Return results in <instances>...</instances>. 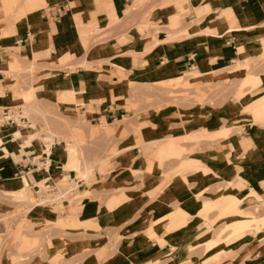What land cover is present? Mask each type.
I'll return each mask as SVG.
<instances>
[{
  "label": "crops",
  "instance_id": "crops-1",
  "mask_svg": "<svg viewBox=\"0 0 264 264\" xmlns=\"http://www.w3.org/2000/svg\"><path fill=\"white\" fill-rule=\"evenodd\" d=\"M248 74L261 83L242 87ZM197 77L227 87L226 99L159 109L143 90L133 97L132 84ZM263 96L264 0H0V108L31 105L0 124V196L30 199L47 178L59 185L77 175L84 159L67 149L64 127L128 133L114 150L127 145L123 164L116 155L112 170L83 177L63 210L57 200L32 208V222L53 225L45 253L28 264H264V120L251 108ZM43 110L56 115L51 142ZM230 222L250 228L234 233ZM208 239L215 248L206 250Z\"/></svg>",
  "mask_w": 264,
  "mask_h": 264
},
{
  "label": "rangeland",
  "instance_id": "rangeland-1",
  "mask_svg": "<svg viewBox=\"0 0 264 264\" xmlns=\"http://www.w3.org/2000/svg\"><path fill=\"white\" fill-rule=\"evenodd\" d=\"M19 1L20 0H12L11 4H9V1H8V5L13 4L16 6ZM12 11L14 10H7V12H12ZM6 24H7V21L4 23V25ZM2 33H5V31L3 30ZM185 77L192 78L194 76L185 75ZM249 77H253V76L251 74H248L245 77L241 78L240 85L242 87H249V86L254 87V85H244L245 79ZM200 79L201 78L197 77L194 80H191L193 83L187 82L184 79L170 82V83L168 82V80H165V81L156 82V84H147L145 85L146 88H143V89L140 88L141 86L132 84L133 86L132 90L133 92H135L133 97L139 96V94H141L142 93L141 91L143 90L144 92L142 93L143 94L142 96L144 97L143 99L145 100V102L149 103L148 106L155 105V107L159 109L166 107V106L173 105V104H177V105H192L194 103L206 104V103H211L212 100L216 98L226 99V97L228 96L226 92L227 87L216 88V85L218 83L210 82L208 80H204V81L201 80V82H198ZM230 85H232V82L228 83V86ZM27 95L29 94H26L24 96L26 101H29L31 98H33V97L26 98ZM138 102L139 101H135V103L133 104V107L135 109H138L140 107V104ZM30 106L31 105L29 104H23L21 107L22 108L21 112L18 111V107L12 108L6 115L3 114L2 108H0V124H3L6 122L7 120L6 116H11L15 120H19L20 115H23V116L29 115ZM40 112L42 113L41 117L44 119V125L42 126L40 131L46 133L48 137H45V139L51 142L52 137L51 135L49 136L48 134L51 133V131L53 134V130H52L53 126L51 127V125H53V123H56L55 122L56 115H54V112L50 110H43ZM134 112H139V111L135 110ZM255 117L257 119L264 120V115L261 117L255 115ZM121 124L122 123H118L117 126L119 127ZM64 128H66L67 130V134L65 137L66 142H67V149L71 150L70 153L73 156L75 155L74 153L79 152L80 160L84 159L83 168L80 169L78 173L76 172L78 177H84L87 180L89 179L92 180V175L95 171L107 172V171L112 170L114 167H116L115 165L116 155L121 156L120 162L121 164H123L124 158L122 155L125 152L127 145H125L119 150H116V152H114V150L116 149L118 144L122 142L124 137L127 136L128 134L127 132L114 133L113 131L114 129H110L112 131L109 130L110 128L109 125H107V128H108L107 131H104L103 126H102L98 129L96 128L92 129L91 131L88 132V135H86L85 131H83L82 129H76V127L67 126ZM39 134L40 132L35 134L34 136H38ZM184 139H198L199 140L200 138H184ZM184 139L183 138L180 139L179 142H181V140H184ZM29 141L30 140H28L27 143H29ZM50 142H47V144H49ZM89 150L91 152H89ZM90 153L93 155L89 156ZM99 158H103L105 160L104 164H102L103 160H98L93 165H89V163L87 162L88 159L95 160ZM100 164L102 165L98 166ZM202 166L203 165L201 164L200 167L195 166L191 169L199 170V168H201ZM63 177L65 178V176ZM66 179H67V176H66ZM65 186H66V181L64 179L62 182L59 183L58 187L61 190ZM41 187H43V183ZM199 190L200 189L196 190L195 198L197 197L201 198L202 193L198 194ZM2 194H7L6 196L2 195L0 197H2L3 200L4 199L8 200L10 204H5L4 209H2V212H0V263L4 262L5 264V261H7L10 264H24V263L28 264L30 263V261L33 262L34 257L40 256L45 253V248H44L45 244L43 243V241L45 242V239L48 237V232L50 230V227L53 224H50L48 222L39 224L36 222H32L33 219L32 221L29 219V216L32 217L33 215H35L34 212H32V208L35 207L33 198H32L34 194H32L31 192H28L27 194V197H29L30 199H27L22 192L11 193V191H2ZM78 195L79 194L76 193L73 196L67 197V199L69 200V202H72V200H74V198ZM52 196L57 197L58 194L56 193V194H53ZM49 197L51 198V196H48V195L43 196V198H49ZM228 197L229 196L227 194H223L219 199H216L215 201L217 200L220 201L222 199L226 200L228 199ZM10 201H15V202L21 201V202L20 204L16 203L14 205ZM57 201H58V204L55 207V209L63 210L64 208L60 204V200H57ZM206 204H211V202H206L205 205ZM214 208L215 207H213L212 210ZM214 224L215 223H213V225ZM17 230H20L18 233L19 234L18 236L17 234H15ZM255 230L258 231L260 230V228L257 227ZM39 232L40 234L43 233L42 241L36 245H31L29 240L32 238L34 234L39 233ZM22 234L27 235L26 238L28 239V242H27V245H25L26 246L25 248L19 250L17 249L16 244L19 241V239H21ZM221 235L222 233L220 232L218 236L212 237V239L214 241H218V243L224 242L223 237ZM20 244H22V242H20ZM206 247H207L206 250H209V247L208 246ZM224 254L226 253L223 252V255ZM175 255L177 258V254ZM221 255L222 254L218 256L216 255H213L212 257L210 256L211 258H209V261L210 262L211 261L220 262L221 260H219L218 258L221 259L222 257ZM188 261L189 259H186L184 263H188Z\"/></svg>",
  "mask_w": 264,
  "mask_h": 264
},
{
  "label": "built area",
  "instance_id": "built-area-1",
  "mask_svg": "<svg viewBox=\"0 0 264 264\" xmlns=\"http://www.w3.org/2000/svg\"><path fill=\"white\" fill-rule=\"evenodd\" d=\"M4 115L5 112H3ZM7 120H11L10 118H7ZM47 149V147H45ZM49 156V153H46L43 151L41 155L38 157L40 160V167H42L44 163L46 162L47 157ZM35 167H38V165L35 164ZM84 178L78 177L77 175H71L68 176L66 179V186L62 188L61 190L58 187V182H49L48 178L46 181L43 182V189L39 191L40 187H37V190L34 192V196H36V202L34 203V206H42V205H50L55 200H65L67 197H70L74 195L83 185ZM58 194L57 197H53V194ZM44 195L51 196V198H43Z\"/></svg>",
  "mask_w": 264,
  "mask_h": 264
},
{
  "label": "bare ground",
  "instance_id": "bare-ground-1",
  "mask_svg": "<svg viewBox=\"0 0 264 264\" xmlns=\"http://www.w3.org/2000/svg\"><path fill=\"white\" fill-rule=\"evenodd\" d=\"M9 4H11L12 0H8ZM238 68L240 67V64L237 66ZM240 73V72H239ZM245 73V72H244ZM235 74V73H234ZM259 78V77H257ZM256 77H249L245 79V84L244 85H254L256 86L257 84L261 83L260 79H257ZM179 79V78H178ZM251 79V80H250ZM34 89V88H33ZM28 97H33V93L31 92L29 95L26 96V98ZM249 105V104H248ZM253 109V113L259 117L264 115V96L258 98L254 103H252V107ZM247 111H250L249 107H246ZM252 113V112H251ZM21 116V115H20ZM3 117V116H2ZM6 118H12L11 116H6ZM229 129V128H228ZM228 129H226V131H228ZM53 136V135H52ZM32 137H34V135H32ZM29 140H31L32 138H28ZM28 141V140H27ZM27 141H25L24 138H15V143L17 144V146H21L23 147L24 145L27 144ZM156 145V144H155ZM72 162V161H71ZM70 162V163H71ZM72 167V166H71ZM198 167V166H197ZM200 167V166H199ZM203 167V166H202ZM41 189H43V187H40L39 191H41ZM73 196V195H72ZM33 202H36V196H34L33 198ZM46 206V205H45ZM230 227H236L235 232L237 233L238 231H247L249 228L250 223H232L230 222L228 224ZM207 246L209 247V249L211 248H215V242L212 241L211 239H208L207 241ZM225 245V244H224ZM211 255V254H210ZM212 256V255H211ZM210 257V256H209Z\"/></svg>",
  "mask_w": 264,
  "mask_h": 264
}]
</instances>
